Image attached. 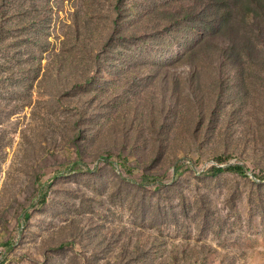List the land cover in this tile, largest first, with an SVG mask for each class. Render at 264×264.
I'll return each instance as SVG.
<instances>
[{
    "label": "rangeland",
    "instance_id": "rangeland-1",
    "mask_svg": "<svg viewBox=\"0 0 264 264\" xmlns=\"http://www.w3.org/2000/svg\"><path fill=\"white\" fill-rule=\"evenodd\" d=\"M115 1L0 0V264H264V23Z\"/></svg>",
    "mask_w": 264,
    "mask_h": 264
},
{
    "label": "trees",
    "instance_id": "trees-1",
    "mask_svg": "<svg viewBox=\"0 0 264 264\" xmlns=\"http://www.w3.org/2000/svg\"><path fill=\"white\" fill-rule=\"evenodd\" d=\"M209 5L207 6L210 10L212 9L211 15L208 13L207 17H200L196 13L198 11L184 14H169L166 16L169 19V24L172 25L179 23L180 19H184V17L194 16L196 19L193 22H201L200 24L205 28L203 30V35L208 31L210 35H218L220 33L221 37L224 39L225 36H230V33L235 34L236 36L247 37L243 43H237L235 40H230L227 42V39H224L221 44L218 45L216 43V48L221 51V53H225L232 56H240L242 54L247 55L250 48L256 47V42H258V38L252 41L250 34L255 35V28L259 26V24L264 23V0H203ZM200 2V0H199ZM201 3V2H200ZM126 5V0H116L114 3V10L117 14L116 17V31L120 32L123 26L122 19L126 9L124 6ZM211 7V8H210ZM199 6L197 7V9ZM182 15V16H181ZM121 21V22H120ZM254 26V28H253ZM195 27V25H194ZM83 29L85 27L83 26ZM81 26L77 29V33H80ZM205 35L203 39L207 36ZM229 34V35H228ZM202 39V41H203ZM214 41V40H213ZM211 41V42H213ZM207 42V41H204ZM199 46V45H198ZM197 46V47H198ZM193 51V49H192ZM79 156H82V151L78 148L77 151ZM126 166V165H125ZM127 167V166H126ZM228 170L244 174L245 169L242 165H230L227 167ZM217 171H222L224 168H217Z\"/></svg>",
    "mask_w": 264,
    "mask_h": 264
}]
</instances>
